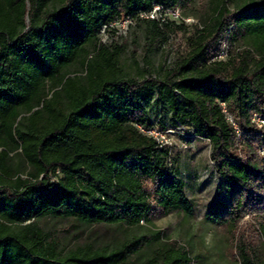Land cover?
<instances>
[{"label":"trees","instance_id":"obj_1","mask_svg":"<svg viewBox=\"0 0 264 264\" xmlns=\"http://www.w3.org/2000/svg\"><path fill=\"white\" fill-rule=\"evenodd\" d=\"M195 1L0 0V264H206L161 231L140 232L155 211L194 212L150 130L208 141L220 182L204 220L234 226L251 213L264 237V129L253 123L264 120V0H210L190 51L154 76H129L122 46L99 40L103 26L137 19L149 55L165 29H182L166 12ZM155 7L157 19L140 18ZM149 108L171 125L153 124ZM47 219L126 234L64 250ZM237 256L264 264L244 244Z\"/></svg>","mask_w":264,"mask_h":264},{"label":"rangeland","instance_id":"obj_2","mask_svg":"<svg viewBox=\"0 0 264 264\" xmlns=\"http://www.w3.org/2000/svg\"><path fill=\"white\" fill-rule=\"evenodd\" d=\"M229 8L233 9L234 4L229 5ZM178 14L180 19L177 23L182 29L175 27L165 29L166 43L149 55L144 51L145 24L137 19L132 20L121 37L115 38L111 32H100L99 40L103 44L115 43L122 46L119 64L129 76L133 78H140V75L146 77L148 74L154 76L160 68L172 66L178 58L190 51L197 32L213 15V6L210 0H197L180 7ZM221 49L226 47L220 44L211 52L217 55L215 59H221L219 53ZM149 116L153 124L163 120L164 124L171 125L169 113L163 114L158 109L149 108ZM253 123L257 128L264 129V124L259 123L257 119ZM167 132L159 137L170 147L171 156L185 183V194L193 204V216L186 217L176 212L163 216L155 211L151 223L143 224L140 232L161 231L167 240L186 246L191 256H198L206 264H239L238 244H244L252 256L264 259V237L259 231L258 219L254 214H245L234 226H215L204 220L206 210L220 182L210 159V143L191 138V132L186 128ZM186 137L189 139H185ZM257 154L264 158V148L259 147ZM16 163H19V158L14 159V164ZM40 226L44 231L54 232L59 248L64 250L84 243H90L94 247L107 246L121 241L126 234L119 229L84 227L73 221L52 219L41 221Z\"/></svg>","mask_w":264,"mask_h":264},{"label":"built area","instance_id":"obj_3","mask_svg":"<svg viewBox=\"0 0 264 264\" xmlns=\"http://www.w3.org/2000/svg\"><path fill=\"white\" fill-rule=\"evenodd\" d=\"M157 11H160L159 7H155L154 10L150 13L140 15V18L157 19L158 18ZM166 15L168 16L169 19H172V20H179L180 19L177 8L167 11ZM161 21H163V19H161ZM131 22H132V20L130 18H126L124 20H117V21L109 24L108 26H103L101 33H105V32L110 33L111 32L113 34L112 36H114L115 38L121 37L122 35L125 34L126 28ZM220 56H222L221 58H223V53H221ZM256 119L259 121V123L264 124V120H261L258 117H254L253 121ZM166 133H168V132L161 133V132H158L156 130L145 131V134L154 138L161 145H165V144L163 143V141L160 139L159 136H163Z\"/></svg>","mask_w":264,"mask_h":264}]
</instances>
